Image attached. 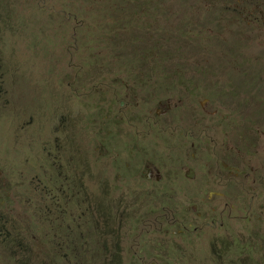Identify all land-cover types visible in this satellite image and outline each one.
<instances>
[{
  "label": "rangeland",
  "instance_id": "rangeland-1",
  "mask_svg": "<svg viewBox=\"0 0 264 264\" xmlns=\"http://www.w3.org/2000/svg\"><path fill=\"white\" fill-rule=\"evenodd\" d=\"M110 1L0 0V211L34 264H74L40 226L75 235L80 183L118 211L120 264H264V0L175 4L151 39Z\"/></svg>",
  "mask_w": 264,
  "mask_h": 264
},
{
  "label": "trees",
  "instance_id": "trees-1",
  "mask_svg": "<svg viewBox=\"0 0 264 264\" xmlns=\"http://www.w3.org/2000/svg\"><path fill=\"white\" fill-rule=\"evenodd\" d=\"M124 1H132L126 2L123 9L124 21L127 23L142 22L144 27L140 33L143 32L144 37L148 36V39H151L154 31H157L158 33L162 32L163 30L160 27L172 29L173 23L171 18L177 14L173 12V6L175 4L177 5L180 17L187 21L189 19L191 20V12L194 11L196 5L211 4L212 7H215L219 5L220 2L224 1H229V3L232 1L233 3V0H111L109 4L106 5V8L110 7V5L114 3L115 5L118 3L119 5L117 6L119 7L124 6ZM92 5L94 6V3H92ZM108 27L110 30L113 29V23L109 21ZM262 27H264V24ZM177 29H180V27H177ZM156 36L158 35L156 34ZM124 37L129 40V37ZM144 37L135 38V41L138 40L140 44L131 43V46L128 44L130 52L126 53L132 56L138 53L139 56H137V62L145 67L148 64L147 59L150 57L155 63L151 69H158V78L166 83V85H173L172 83L174 81L178 82L179 77H176V79L173 80L171 78L172 75L169 74L172 72V66H177V63L173 64L171 62V57L173 55L170 53L166 55L164 53L153 55L152 52L146 50L148 49V41ZM155 82L160 83L157 79ZM155 91H157V88ZM149 96L150 91L144 94V97L141 99L142 105L147 104ZM129 171L130 169L126 172L129 173ZM77 192L79 195L77 202L85 204L82 205L84 207L83 209L75 211L78 212V220L73 226V230L76 231L75 235L72 234L73 232H71L72 230L70 227H66L65 230L59 225L54 224V226L52 225L53 227H51V225H47L51 228L43 226L44 224L40 226L41 230L45 229L42 233L43 239L46 240L51 247L55 246V251L53 255L50 256L49 262H53L54 259L57 258L58 248L63 247L66 251L72 253L70 254V258L74 260V264H120L119 245L115 242V244L111 246L110 252L108 253L106 251V255L104 248L105 240L102 239L109 234H111L113 238L118 236L116 234V230L119 231L122 226V223L119 220L120 216L117 215L118 211H115L114 213L111 212V201L104 204L103 199L100 198L98 199V202H92L91 198L88 197L87 188L81 183L79 184ZM119 214L121 215L122 211H119ZM111 224L115 226L114 230H110ZM101 250L104 252L101 253ZM0 255H3L0 257H4V259H11L14 264H30L34 261V258L30 254V249L26 239L18 231H16L11 218L1 211Z\"/></svg>",
  "mask_w": 264,
  "mask_h": 264
},
{
  "label": "water",
  "instance_id": "water-1",
  "mask_svg": "<svg viewBox=\"0 0 264 264\" xmlns=\"http://www.w3.org/2000/svg\"><path fill=\"white\" fill-rule=\"evenodd\" d=\"M184 177L188 178V179H192L194 177V173L188 169L186 170V172L184 173Z\"/></svg>",
  "mask_w": 264,
  "mask_h": 264
}]
</instances>
